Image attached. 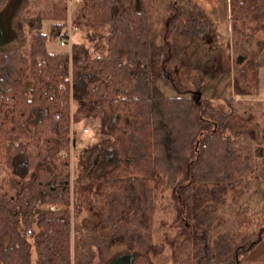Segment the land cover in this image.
Instances as JSON below:
<instances>
[{"label": "trees", "instance_id": "1", "mask_svg": "<svg viewBox=\"0 0 264 264\" xmlns=\"http://www.w3.org/2000/svg\"><path fill=\"white\" fill-rule=\"evenodd\" d=\"M13 1L0 0V45L20 42L0 47V264H159L166 251L171 264H264L247 259L264 200L246 197L264 184V42L243 50L264 0H228L242 49L220 104L199 93L207 76L188 68L179 83L169 68L179 37L214 35L192 0H79L82 35L58 51L65 0L50 14L7 13Z\"/></svg>", "mask_w": 264, "mask_h": 264}, {"label": "rangeland", "instance_id": "2", "mask_svg": "<svg viewBox=\"0 0 264 264\" xmlns=\"http://www.w3.org/2000/svg\"><path fill=\"white\" fill-rule=\"evenodd\" d=\"M56 3H60L61 0H27L25 4L23 5L22 10L20 11V14H50L52 7ZM66 6H67V21H66V26L71 24V20L73 17V11L76 6V2L69 4L68 0H65ZM60 4H63L62 2ZM11 15V14H10ZM15 16L13 17V19ZM50 27V22L45 21L43 24V30L44 32H48ZM232 27V25H231ZM232 29V28H231ZM72 31L75 32L74 28L72 27ZM8 34V27L5 26V28L0 30V36H7ZM74 34V33H73ZM80 35L82 33L78 32L74 35L71 36V45L73 41L79 40ZM232 36V35H231ZM18 38V37H17ZM217 39V38H216ZM215 36L210 33L205 34L204 36L201 37H189V38H184L181 36L179 37V46L174 49L169 68L172 70L175 74V79L179 83L185 82L186 76V69L188 68H193L196 72H200L207 76V81L205 84L201 87L199 90L200 95L202 96H207L211 97L214 100L215 104H220L222 102V98L225 96H228L231 92L232 89V83H233V72L234 69L231 73H229L228 76L224 75L220 77V80L216 82L218 79V76L221 73H217V71L213 70L212 66V60L213 56L207 57V54L209 53L208 51V46L212 47L214 44H216ZM257 40L260 42H264V31H261L255 39L245 47V51L250 53L251 55H254L258 52V45H257ZM232 42L233 45L232 51L233 54L234 52H238L239 50L242 49L237 43H235L233 36H232ZM20 42L19 40H14L9 44L5 45H0L1 49H10L16 45H18ZM47 48L50 51H58V50H63L67 49V47L61 46L58 44V42H52L47 44ZM22 49L25 53H28L29 47L27 43H24L22 46ZM71 49V46L70 48ZM257 58V57H256ZM209 77L210 82H209ZM71 78V76L67 77ZM31 85L30 81L26 82V89L28 90ZM229 85V86H228ZM165 91L168 94H172L173 92L170 91L169 88L165 87ZM236 99V97H233ZM254 99L262 100L264 101V64H259V71H258V89L254 97ZM71 103V111H72V101ZM71 126L74 128V132H76L77 136H82V146L91 142L93 140V135L88 131V133L84 134L81 133L80 130L83 127H87L86 124H83L81 126L76 127L75 125L71 124ZM6 173V169H4L3 166L0 165V176ZM246 197L249 200V203L252 207H256L259 205L263 200H264V184H261L259 186H255V189L250 192ZM259 203V204H258ZM167 254V251L165 254H161L157 257L155 260L159 264H171V261L169 260L168 256H165ZM263 258L264 259V240L259 242L255 248L251 250V252L248 254L247 259L252 261V260H259ZM34 264V263H33ZM95 264V262L93 263Z\"/></svg>", "mask_w": 264, "mask_h": 264}, {"label": "crops", "instance_id": "3", "mask_svg": "<svg viewBox=\"0 0 264 264\" xmlns=\"http://www.w3.org/2000/svg\"><path fill=\"white\" fill-rule=\"evenodd\" d=\"M200 9V11L205 14L214 25L215 31V41L216 44L214 46L209 47L207 54L210 57L213 56L212 66L213 70L217 71V73H221L218 76L219 81L220 77L226 75L233 71V51H232V27L231 21L229 19V1L228 0H192ZM15 2V0L13 1ZM27 2V0H19L17 8L9 10L7 13H10L12 10L15 13H19L23 5ZM209 77V82H210ZM229 86V85H228ZM257 262H264V259L252 260Z\"/></svg>", "mask_w": 264, "mask_h": 264}, {"label": "built area", "instance_id": "4", "mask_svg": "<svg viewBox=\"0 0 264 264\" xmlns=\"http://www.w3.org/2000/svg\"><path fill=\"white\" fill-rule=\"evenodd\" d=\"M78 1L79 0H68V3L71 4L73 2L75 3V2H78ZM72 35H73L72 27L69 24L68 26H65L64 36L59 41L60 45L64 46V47H67L69 49L70 46H71V36ZM66 80H70V78H66ZM80 132L86 134V133H88V128L87 127H83V128H81ZM74 133H75L74 132V128L72 127L71 128V137L73 136Z\"/></svg>", "mask_w": 264, "mask_h": 264}]
</instances>
